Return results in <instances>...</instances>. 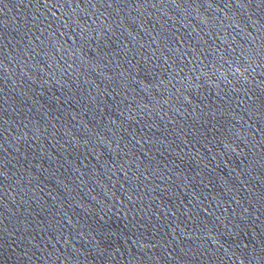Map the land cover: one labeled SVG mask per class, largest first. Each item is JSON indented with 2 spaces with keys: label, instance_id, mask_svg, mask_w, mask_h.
I'll return each mask as SVG.
<instances>
[{
  "label": "water",
  "instance_id": "obj_1",
  "mask_svg": "<svg viewBox=\"0 0 264 264\" xmlns=\"http://www.w3.org/2000/svg\"><path fill=\"white\" fill-rule=\"evenodd\" d=\"M0 264H264V0H0Z\"/></svg>",
  "mask_w": 264,
  "mask_h": 264
}]
</instances>
